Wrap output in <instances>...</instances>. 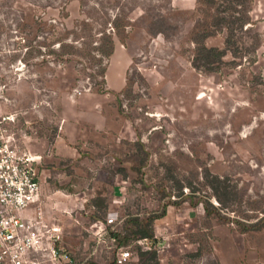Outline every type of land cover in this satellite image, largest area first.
I'll list each match as a JSON object with an SVG mask.
<instances>
[{"label": "rangeland", "instance_id": "obj_1", "mask_svg": "<svg viewBox=\"0 0 264 264\" xmlns=\"http://www.w3.org/2000/svg\"><path fill=\"white\" fill-rule=\"evenodd\" d=\"M211 14L199 0H0V117L41 178L26 214L58 226L77 263L136 264L137 247L153 246L160 264H264V225L207 217L178 188L192 182L218 205L208 169L239 189L221 213L264 217V0L249 2L238 32L248 49L198 68L192 36ZM225 35L205 43L224 47ZM169 193L157 241L109 236ZM98 194L106 209L93 205Z\"/></svg>", "mask_w": 264, "mask_h": 264}, {"label": "trees", "instance_id": "obj_2", "mask_svg": "<svg viewBox=\"0 0 264 264\" xmlns=\"http://www.w3.org/2000/svg\"><path fill=\"white\" fill-rule=\"evenodd\" d=\"M251 0H199L201 5H207L212 14L209 15L210 20L205 18V22L199 23L192 40L195 43V52L192 57V64L195 67H212L215 64L222 63L224 56L231 52L234 56L241 52L242 48H247L244 44L239 45L240 38L238 32L243 31L244 27L250 23L249 2ZM248 26H246V29ZM215 30L225 31V46L207 45L205 39ZM248 49V48H247ZM136 145L141 148L142 143L137 141ZM138 151V149H137ZM145 158H148V153L141 159H133L134 163L131 166L136 173L141 172V167L144 164ZM123 173H127L125 166L119 167ZM204 180L212 189L213 194L217 198L219 204H214L207 195L197 198L196 187L192 182L179 183L178 188L181 190V195L188 197L194 204L203 203L205 214L207 217L217 216L220 220L228 222H236L242 231L259 228L264 225V217L255 222H247L241 218L234 217L231 219L226 213H221L224 209H229L230 204L236 200L239 195V189L229 182L228 176H221L212 173L206 169L204 172ZM141 178V177H140ZM140 181H143L141 178ZM183 186L190 188V192L185 194ZM169 199L165 200L157 209H151L144 214L130 213L127 215L123 223V229H110L109 236L112 237L120 246L130 244L131 241L141 239L156 240V235L153 223L156 219L163 217L167 212V207L172 203L170 201L172 193H169ZM163 198H165L163 196ZM197 198V199H195ZM93 205L98 208L106 209L108 207L106 197L98 194L93 199ZM263 222V224H262ZM111 228V227H109ZM138 263L136 264H160L157 248L150 246L148 248L137 247Z\"/></svg>", "mask_w": 264, "mask_h": 264}, {"label": "built area", "instance_id": "obj_3", "mask_svg": "<svg viewBox=\"0 0 264 264\" xmlns=\"http://www.w3.org/2000/svg\"><path fill=\"white\" fill-rule=\"evenodd\" d=\"M7 117H0V264H79L59 243L58 226L40 214H26L39 199L41 178L32 153L3 124ZM129 256V250L122 251L118 261Z\"/></svg>", "mask_w": 264, "mask_h": 264}, {"label": "crops", "instance_id": "obj_4", "mask_svg": "<svg viewBox=\"0 0 264 264\" xmlns=\"http://www.w3.org/2000/svg\"><path fill=\"white\" fill-rule=\"evenodd\" d=\"M119 50H121V49H120V48L116 49V50H115V54H116ZM122 73H123V71L120 72V75H121ZM108 81H109V83L111 84V79H110V78L108 79ZM84 100H87V98H84Z\"/></svg>", "mask_w": 264, "mask_h": 264}]
</instances>
